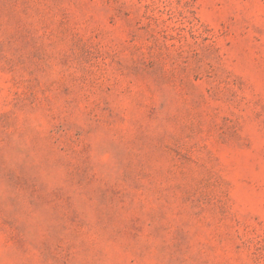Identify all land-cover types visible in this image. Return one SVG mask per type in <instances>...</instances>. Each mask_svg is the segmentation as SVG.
Wrapping results in <instances>:
<instances>
[{
    "label": "rangeland",
    "instance_id": "1",
    "mask_svg": "<svg viewBox=\"0 0 264 264\" xmlns=\"http://www.w3.org/2000/svg\"><path fill=\"white\" fill-rule=\"evenodd\" d=\"M0 264H264V0H0Z\"/></svg>",
    "mask_w": 264,
    "mask_h": 264
}]
</instances>
